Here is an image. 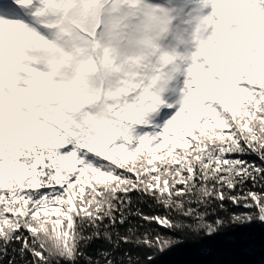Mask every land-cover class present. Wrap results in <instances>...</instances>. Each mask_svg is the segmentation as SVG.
<instances>
[{"label": "snow or ice", "instance_id": "1", "mask_svg": "<svg viewBox=\"0 0 264 264\" xmlns=\"http://www.w3.org/2000/svg\"><path fill=\"white\" fill-rule=\"evenodd\" d=\"M165 3L0 0V260L10 247L8 264L71 258L77 217L98 212L108 186H143L208 235L225 224L208 220L214 201L258 209L232 220L264 222V44L252 39L264 0H197L178 37L188 48L175 54L164 47L176 24ZM135 21L146 36L128 49L124 26ZM154 57L178 65V97H163L172 74L150 70ZM50 205L60 214L48 225ZM152 219L171 227L169 215ZM162 240L161 251L177 242Z\"/></svg>", "mask_w": 264, "mask_h": 264}, {"label": "trees", "instance_id": "2", "mask_svg": "<svg viewBox=\"0 0 264 264\" xmlns=\"http://www.w3.org/2000/svg\"><path fill=\"white\" fill-rule=\"evenodd\" d=\"M242 158L260 163L252 154ZM94 162L107 165L98 157ZM116 171L130 175L120 169ZM246 187L251 188V182ZM88 188L85 187L84 195L88 194ZM224 203L226 211L215 201L207 209L210 222L218 218L217 214L225 220L218 232L208 235L193 227L198 218L185 217L180 210L166 209L143 186L122 184L115 192L108 186L99 211L93 210L92 215L81 213L77 217L71 258L65 253L53 257L50 264H264V222L255 217L250 223L232 222L233 214H258V209L237 206L230 201ZM191 206L195 208L196 204ZM212 208L216 209L215 213ZM200 210L205 209L201 206ZM161 214L170 216L171 227L152 219ZM168 238L177 242L161 251L162 239ZM13 246L19 248L20 244L13 242ZM12 256L10 247L9 256L0 260V264H8ZM26 259L30 260L31 256ZM15 261L25 264L18 254Z\"/></svg>", "mask_w": 264, "mask_h": 264}, {"label": "rangeland", "instance_id": "3", "mask_svg": "<svg viewBox=\"0 0 264 264\" xmlns=\"http://www.w3.org/2000/svg\"><path fill=\"white\" fill-rule=\"evenodd\" d=\"M175 1V3L177 2L176 5V15H175V20H176V24L174 25V29L176 32L179 33V35L184 36L185 38H187L188 33L191 30V21L193 19V12L197 6V0H189V1H185V3L183 2H178V0H166L165 3V7L166 4L168 2H172ZM189 6H191L192 11L191 12H186L185 9L188 8ZM182 11V16L181 19H177V13ZM186 13V15H185ZM183 26V28H186V31H182L181 27ZM252 39L255 41H258L260 44H264V25H260L256 32L253 33ZM184 47L185 49L188 48V45H181L180 41H177V47ZM180 75L181 73L176 72L172 74V78L169 80L168 84L165 86V91L169 93V95L171 97H178L179 93H180V88L182 85V81L180 80ZM203 87V86H201ZM175 135V133H173V136ZM116 158H119V156H117ZM135 160H139V155L135 156V157H128V156H124V161L126 163H131ZM155 163H159L158 161ZM78 167V165H77ZM94 177L89 175V174H85L84 178L82 179V183L84 184L85 187H91V184L94 183ZM55 207L56 206H49V209L46 210H42V214L46 217H48V219L45 221L46 224H49L50 220H53L57 215H59L60 213H57L55 211Z\"/></svg>", "mask_w": 264, "mask_h": 264}, {"label": "clouds", "instance_id": "4", "mask_svg": "<svg viewBox=\"0 0 264 264\" xmlns=\"http://www.w3.org/2000/svg\"><path fill=\"white\" fill-rule=\"evenodd\" d=\"M144 25V21H135V22H129L124 27L127 29V39L125 40L124 47L131 49L136 47L137 40L141 39L142 37L146 36V33L143 31L142 26ZM153 31H152V37L153 38H159L164 35L163 29H160L157 31L155 29V26L153 25ZM182 31H186V28H183V26H180ZM179 33L173 30L172 37L168 39L166 42H164V47L166 49L170 48L173 53L175 54V50L177 47V41H178ZM148 50H145L147 52ZM141 54L138 50V55ZM150 54V53H149ZM155 69L162 79H166L171 74L178 72V65L176 63H171V66H165L164 62L160 60L159 57H154L153 62L150 65V70ZM168 83H164L162 87L164 88V91L162 92V95L165 99H171L172 97L169 95L168 92L165 91V86ZM246 219H250V217H236L232 220V222H239L244 223ZM41 241H44V237H40ZM49 249L51 251V246H49Z\"/></svg>", "mask_w": 264, "mask_h": 264}]
</instances>
